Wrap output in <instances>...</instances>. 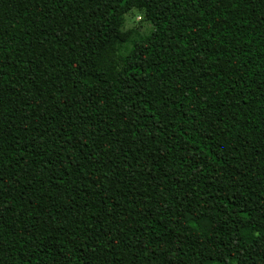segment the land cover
I'll use <instances>...</instances> for the list:
<instances>
[{
  "label": "trees",
  "instance_id": "trees-1",
  "mask_svg": "<svg viewBox=\"0 0 264 264\" xmlns=\"http://www.w3.org/2000/svg\"><path fill=\"white\" fill-rule=\"evenodd\" d=\"M194 257L264 264V0H0V264Z\"/></svg>",
  "mask_w": 264,
  "mask_h": 264
},
{
  "label": "clouds",
  "instance_id": "clouds-1",
  "mask_svg": "<svg viewBox=\"0 0 264 264\" xmlns=\"http://www.w3.org/2000/svg\"><path fill=\"white\" fill-rule=\"evenodd\" d=\"M120 20L122 21L121 27L119 28L121 33H127L133 30L137 25H142L144 35H149L155 30L153 24L146 20L145 13L135 7H133L126 14L122 15ZM125 47L128 51H131L132 46L130 43L125 45Z\"/></svg>",
  "mask_w": 264,
  "mask_h": 264
},
{
  "label": "rangeland",
  "instance_id": "rangeland-1",
  "mask_svg": "<svg viewBox=\"0 0 264 264\" xmlns=\"http://www.w3.org/2000/svg\"><path fill=\"white\" fill-rule=\"evenodd\" d=\"M132 35V39H138L140 37H144L147 35L143 34L142 25H137L133 30L129 31ZM126 51L124 50L123 53ZM192 264H205L199 257H194L192 260ZM208 264H218V263H208Z\"/></svg>",
  "mask_w": 264,
  "mask_h": 264
}]
</instances>
